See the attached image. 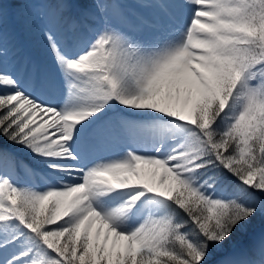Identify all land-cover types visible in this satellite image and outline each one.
I'll use <instances>...</instances> for the list:
<instances>
[{"label": "snow or ice", "instance_id": "6c2138e0", "mask_svg": "<svg viewBox=\"0 0 264 264\" xmlns=\"http://www.w3.org/2000/svg\"><path fill=\"white\" fill-rule=\"evenodd\" d=\"M0 264H264V0H0Z\"/></svg>", "mask_w": 264, "mask_h": 264}, {"label": "rangeland", "instance_id": "374dc122", "mask_svg": "<svg viewBox=\"0 0 264 264\" xmlns=\"http://www.w3.org/2000/svg\"><path fill=\"white\" fill-rule=\"evenodd\" d=\"M128 2L131 3L132 0H128ZM20 35L19 40H22L21 38H23L24 41L22 46L20 43L21 55L23 57L30 58L36 62H45L48 64L51 63V56L43 49L38 37L23 33Z\"/></svg>", "mask_w": 264, "mask_h": 264}]
</instances>
